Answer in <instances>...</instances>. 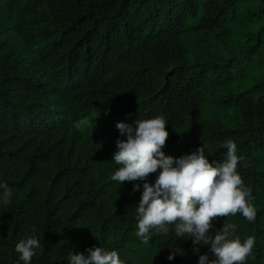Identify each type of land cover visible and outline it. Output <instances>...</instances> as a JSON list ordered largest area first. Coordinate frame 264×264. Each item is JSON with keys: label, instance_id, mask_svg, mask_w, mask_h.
Segmentation results:
<instances>
[{"label": "trees", "instance_id": "obj_1", "mask_svg": "<svg viewBox=\"0 0 264 264\" xmlns=\"http://www.w3.org/2000/svg\"><path fill=\"white\" fill-rule=\"evenodd\" d=\"M35 1L46 6L43 17L11 22L0 40V183L12 189L11 203L0 204V264H24L15 246L32 235L40 247L31 264H69L89 247L115 250L123 264L211 259L210 245L195 251L171 225L166 236L153 229L148 258L121 250L138 224L144 181L111 180L116 141L126 139L116 125L157 115L168 122L166 155L204 143L209 160L223 162L225 143L237 144L257 216L214 225L235 223L242 242L254 236L246 264H264V0ZM192 27L218 56L194 54ZM110 108L119 110L92 130L75 126ZM212 109L216 119H194Z\"/></svg>", "mask_w": 264, "mask_h": 264}, {"label": "clouds", "instance_id": "obj_2", "mask_svg": "<svg viewBox=\"0 0 264 264\" xmlns=\"http://www.w3.org/2000/svg\"><path fill=\"white\" fill-rule=\"evenodd\" d=\"M168 122L162 115L150 119L137 118L132 123L118 122L121 137L116 141L113 161L119 165L111 180L120 185L144 181L141 198L136 208L138 231L136 235L144 243L151 239L152 230L165 236L169 226H174L178 238H192L195 251L199 245H210L208 254L199 256V264H246L255 246V237L241 241L234 236L237 225L224 223L215 228L214 221L229 216L242 215L254 221L257 210L251 203L252 189L245 186L237 171L242 157L237 155V144L228 140L223 162H212L205 154L203 143L195 151L179 158L166 155L163 148L169 137ZM158 173L155 183L150 175ZM136 183L133 192L140 190ZM12 189L0 183V204L11 203ZM215 228V231L213 229ZM35 233V228H33ZM40 241L35 235L21 240L15 246L19 260L31 264ZM88 255L75 253L69 264H123L117 251L103 247H89ZM175 252L168 256L175 258Z\"/></svg>", "mask_w": 264, "mask_h": 264}, {"label": "rangeland", "instance_id": "obj_3", "mask_svg": "<svg viewBox=\"0 0 264 264\" xmlns=\"http://www.w3.org/2000/svg\"><path fill=\"white\" fill-rule=\"evenodd\" d=\"M46 10L44 4L37 3L35 0H0V13H5V19L0 24V40L4 39L9 30V25L11 22L18 20L21 17H28L30 19L39 21L43 17ZM186 40L189 43L192 51L196 56L201 58L205 57H216L220 53L217 48H209L206 45V41L203 39L202 33L195 27L187 29ZM27 54H34V47H27ZM119 110V108L102 109L91 113L77 121H75V126L83 131H89L96 126L102 124L111 113ZM218 117L217 113L212 109L207 111L200 116H195L194 119H209L213 120ZM138 225V224H137ZM138 227L136 226L131 234L132 238L124 242L125 248L124 255L135 261H140L143 257L148 258L150 253L148 248L151 246L153 239V230L151 233V239L148 243H144L140 237L136 235Z\"/></svg>", "mask_w": 264, "mask_h": 264}]
</instances>
